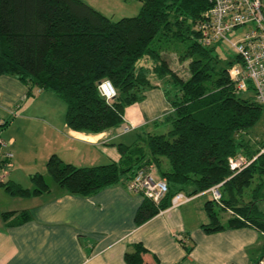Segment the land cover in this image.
I'll use <instances>...</instances> for the list:
<instances>
[{
	"label": "trees",
	"instance_id": "trees-1",
	"mask_svg": "<svg viewBox=\"0 0 264 264\" xmlns=\"http://www.w3.org/2000/svg\"><path fill=\"white\" fill-rule=\"evenodd\" d=\"M138 1L142 4L138 16L113 20L83 0H0V75L16 76L31 88L53 92L67 105L68 126L88 134L123 125L126 109L143 101L150 88L161 87L171 109L154 124L168 121L167 132L135 128L132 143L112 142L120 158L105 164L77 166L52 154L46 163L49 175L69 193L87 197L114 184L127 186L141 168H157L169 191L159 201L143 195L135 215L137 226L173 207L177 193L187 197L210 193L211 187L223 182L220 200L211 194L205 203L208 221L202 228L208 233L255 228L263 235L261 254L253 263L259 264L264 259V211L258 207L259 197L243 194L253 183L264 188V154L237 173L229 165L230 157L256 156L263 144L264 137L251 132L264 113L255 83L247 79L248 87L241 89L231 78L234 65L244 67L239 53L234 60L216 54L213 45L231 43L229 33L226 39L202 42L198 27L213 8L209 0ZM186 41L191 43L183 53L173 48ZM172 56L184 65L182 73L171 66ZM104 81L117 89L110 100L100 92ZM7 124H0V130ZM4 147L0 145V163L9 165L13 157L3 156L9 152ZM30 178L32 189L12 181L2 186L15 196L50 190L44 174L35 172ZM224 186L228 197L221 191ZM224 210L229 213L226 219ZM1 216L12 218L10 224L33 218L27 209ZM148 252L142 243H135L125 260L147 264Z\"/></svg>",
	"mask_w": 264,
	"mask_h": 264
},
{
	"label": "crops",
	"instance_id": "crops-1",
	"mask_svg": "<svg viewBox=\"0 0 264 264\" xmlns=\"http://www.w3.org/2000/svg\"><path fill=\"white\" fill-rule=\"evenodd\" d=\"M85 1L113 20L126 17L121 7L124 0H116L114 6L105 0ZM64 103L49 90L31 88L16 76L0 75V124L8 122L0 138L9 143L3 151L14 154L9 165L0 163V264H128L125 253L139 242L149 250L144 255L147 264L256 261L263 235L255 228L203 230L209 192L193 195L137 226L135 215L145 199L143 194L118 183L85 197L69 193L47 175L46 163L55 153L77 166L117 161L120 153L112 142L129 144L133 139L130 131L123 132L124 124L136 130L162 119L171 109L161 87L150 88L143 101L129 106L123 125L99 134L71 129ZM35 172L44 174L49 191L15 196L2 186L12 181L32 189L30 176ZM208 194L210 199L198 206L199 212L193 210V202ZM26 209L33 218L23 224H10L12 218L1 216Z\"/></svg>",
	"mask_w": 264,
	"mask_h": 264
},
{
	"label": "built area",
	"instance_id": "built-area-1",
	"mask_svg": "<svg viewBox=\"0 0 264 264\" xmlns=\"http://www.w3.org/2000/svg\"><path fill=\"white\" fill-rule=\"evenodd\" d=\"M213 8L206 14V18L199 24V31L203 35L202 42L210 44L217 39H226L228 33L240 27L250 26V30L232 46L243 58L244 67L236 64L230 69V76L238 83V87L246 89L247 79H251L256 86L258 101L264 106V0H209ZM100 92L107 100L117 95V89L110 81H104L99 86ZM133 128L132 124L123 127L124 132ZM9 143L0 140V145ZM264 154V140L260 152L247 158L244 155L230 157L229 165L234 172H240L249 166L257 156ZM2 156L0 151V157ZM7 159L14 156L13 152H5ZM219 183L209 189L213 199L220 200ZM130 191L141 193L155 201L162 199L169 191L165 179L155 177L151 170L141 168L137 170L132 180L127 184ZM183 193H177L172 199V206H178L183 200H188ZM259 264H264V259Z\"/></svg>",
	"mask_w": 264,
	"mask_h": 264
},
{
	"label": "rangeland",
	"instance_id": "rangeland-1",
	"mask_svg": "<svg viewBox=\"0 0 264 264\" xmlns=\"http://www.w3.org/2000/svg\"><path fill=\"white\" fill-rule=\"evenodd\" d=\"M84 2L87 3V1L83 0ZM125 2L123 3V6L121 5L123 12H124V16H126L127 18L129 17H135L138 16L140 11H141V2H139L138 0H124ZM105 2L108 5H113L116 3V0H105ZM121 3V2H120ZM89 5H91L90 3H87ZM122 14V13H121ZM123 17V18H126ZM118 20V19H116ZM250 30V26L247 27H240L237 28L234 32L229 33L227 39L231 42V43H237L239 42V40L241 38L244 37V35ZM191 43V41H186L184 43H181L180 45H178V47L176 48V46H173V48H175L177 50L178 53H183V51L188 47V45ZM231 43H229L228 41H223V42H216L213 46L216 49V54L220 55L221 58H223L224 60H234L237 56L238 53L236 52V50L231 46ZM173 58L170 59L171 60V66L176 70L179 71L180 73H182V67L184 65L177 63L176 57L172 56ZM253 94L252 92H244V95H250ZM65 104V103H64ZM147 130L153 131V132H158V133H164L167 132L170 128H171V123H169L166 120H161L158 125H155L154 122L149 123L147 126H145ZM123 128V126H122ZM251 132L255 133L256 136L258 138L264 137V113L263 116L261 117V119L259 120V122L257 123V125L251 129ZM130 135L133 137V139L131 140V142L135 141L137 138V131L134 129L130 130ZM130 142V143H131ZM112 161V160H111ZM110 162V161H109ZM108 162V163H109ZM105 164V163H102ZM98 165V164H97ZM152 174L155 177H159V171L157 168H154L152 171ZM47 175L50 176L47 172ZM221 191L223 194H225L226 197L229 196L227 187H222ZM247 194L250 195V199H254L255 197H259L260 200L258 201V207L260 210L264 211V188L261 189L260 188H256V184L253 183L251 188H247L243 194V197H245ZM238 198H240L241 200L243 199L241 197V195L239 194V192L237 193ZM195 197V196H194ZM210 199V195H205V196H201L200 198L196 199L193 202V210H196L197 212H199L198 210V206L203 207L204 203L206 200ZM229 216V213L227 211H223L222 217L223 219H226Z\"/></svg>",
	"mask_w": 264,
	"mask_h": 264
},
{
	"label": "bare ground",
	"instance_id": "bare-ground-1",
	"mask_svg": "<svg viewBox=\"0 0 264 264\" xmlns=\"http://www.w3.org/2000/svg\"><path fill=\"white\" fill-rule=\"evenodd\" d=\"M251 166V165H250Z\"/></svg>",
	"mask_w": 264,
	"mask_h": 264
}]
</instances>
